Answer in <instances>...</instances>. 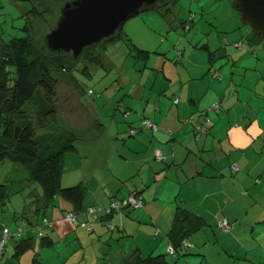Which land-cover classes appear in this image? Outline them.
I'll use <instances>...</instances> for the list:
<instances>
[{
    "label": "crops",
    "instance_id": "crops-1",
    "mask_svg": "<svg viewBox=\"0 0 264 264\" xmlns=\"http://www.w3.org/2000/svg\"><path fill=\"white\" fill-rule=\"evenodd\" d=\"M196 22L197 19L191 27ZM218 23L214 16L211 21L205 18V26H210L207 30L215 33L206 39L204 34H197L200 30H195L184 48L177 43L172 47L171 42L163 48L167 40L154 49L148 48L149 44L133 42L124 31L129 39H121V45L112 49L109 57L114 67L122 64V55L117 52L124 45L129 51L128 42L150 54L141 60L131 55L133 69L140 77L130 80L125 75L126 79L117 84L112 81L113 116L109 115L113 108L107 111L109 102L104 93L103 111L95 109L88 115L87 124L93 126L92 130H73L81 141L106 136L102 145L113 137L114 146L124 157L115 156L110 166L99 163L97 169L81 173L77 181L87 186L86 179H90L100 187L94 188L91 195L87 190V205L106 207L114 198L127 199L131 195L140 197L143 205L126 207L111 218L113 230L96 223L91 233L83 227L70 229L72 225L59 220L62 212L56 207L45 209L44 217L40 212L33 221L57 220L55 227L48 230L58 240L55 249L62 244L63 251L57 250L58 256L63 257L64 251L69 253L63 263L76 255V263L87 259L93 263L94 257L103 254L122 264L123 258L136 248L144 256L166 254L173 248L168 234L177 208L182 207L200 217L203 224L187 236L189 247L181 250L182 255L177 256L174 249L175 254L168 252L170 263L264 264V104L251 98L252 93L257 94L254 90L258 82L264 80L256 61L259 58L253 57L261 44L252 41L251 30H240L242 22L220 34L218 28L223 22ZM215 51L213 60L211 52ZM249 78L253 79L251 85L247 83ZM108 116L112 117L110 123L104 118ZM143 120L153 122L157 129L140 128ZM198 125L206 129L200 131ZM135 128L137 132L131 134ZM123 135L126 138L115 140ZM157 151L163 155L162 160L156 158ZM223 222L227 228L221 227ZM20 223L23 231L27 226L25 237L36 236L35 227L31 228L28 221L22 219ZM38 240H32L35 252ZM41 248L45 247L41 244ZM22 260L18 259L17 264L31 263V258L28 262Z\"/></svg>",
    "mask_w": 264,
    "mask_h": 264
},
{
    "label": "trees",
    "instance_id": "trees-1",
    "mask_svg": "<svg viewBox=\"0 0 264 264\" xmlns=\"http://www.w3.org/2000/svg\"><path fill=\"white\" fill-rule=\"evenodd\" d=\"M165 1L167 0H162V3L153 10L160 12L164 17H170L171 23L173 20L171 6L177 4L179 0H172L173 3L170 5H163ZM43 5L44 0H34L33 7L29 10L32 19L26 26L28 34L13 37L8 41L0 40V164L10 159L21 165L28 171L29 179L38 182L43 189V194L38 199V208L30 215L20 216L21 219L28 221L31 228L35 227L36 236L18 239L15 256L31 249L32 240L36 237L44 247L51 248L57 244L58 240L53 237L52 230H48L55 227L57 220L48 218L45 220L43 218V222L32 220L37 218L40 212L44 217L46 214L44 211L48 207L58 208L62 212V218L59 220L72 225L70 229L83 227L91 233L94 232L96 223L106 226L109 231L113 230L115 226L110 222L111 218L131 206L123 203L129 197L114 198L106 207L87 205V186L84 183L67 187L61 184L65 154L77 151V143L81 141V137L72 129L59 124L57 71L66 72L75 81L76 76L73 72L79 70L82 63L85 65L82 71L90 76L89 67L93 65L105 67L106 47L98 45L88 47L83 50L80 58L75 60L70 54L51 53L45 43L44 46L38 45L33 37L36 24L41 22L50 25L54 18L53 10L46 9ZM185 20H181L183 27L190 28L194 23L191 18ZM187 21L190 23L186 24ZM251 37L255 44L264 45L261 36L252 32ZM122 39L125 41L129 39L126 33ZM127 44L130 56L139 60L146 59L150 54L149 51L129 42ZM215 55L217 51L211 52V59ZM140 128H147L143 121ZM132 132L131 129L130 133ZM134 132H137V128ZM7 200L8 186L0 184V206L3 210ZM115 201H120L122 205L115 208L113 206ZM59 202L62 205H58ZM91 208L94 211H91ZM69 214L75 216L74 221L67 219ZM16 218L17 216H14V219ZM202 224L200 217L185 208H177L172 229L168 234L169 242L175 252H178L177 256L183 254L182 249L189 247L185 244L187 236ZM2 225L8 227L0 220V227ZM40 231L42 235H39ZM168 252L144 256L141 250L136 248L130 256L123 258L122 264H173L167 258ZM31 264H42V261L38 255H34Z\"/></svg>",
    "mask_w": 264,
    "mask_h": 264
},
{
    "label": "rangeland",
    "instance_id": "rangeland-1",
    "mask_svg": "<svg viewBox=\"0 0 264 264\" xmlns=\"http://www.w3.org/2000/svg\"><path fill=\"white\" fill-rule=\"evenodd\" d=\"M67 1L70 0H44L43 7L46 9H52L54 12V18H52L50 25L43 24L41 22L36 24L33 31V37L38 45L44 46L45 35L52 30L53 25H56L57 19L60 16L61 8ZM171 3H173L172 0H167L163 3V5H170ZM33 4L34 0H0V40L8 41L13 37L25 36L28 34L26 26L28 25L29 20L32 19V14L29 13V10L33 7ZM171 10L173 12L171 15L173 17L171 23H174V29H171V23L169 22L170 17H164L156 10H149L128 19L124 23V31L130 34L133 42H145L149 44L148 46L146 45L148 48L152 47L154 49L155 46H158L161 43L163 44L166 40L167 41L162 46L163 48L170 46V42L171 45L173 43H177L181 48L187 47L188 36L190 37L194 34L195 30H200L197 34L202 33L206 39H209L211 37V33H215V31L213 32L210 29L207 30L210 26L206 27L204 23L205 18L211 21L213 16L216 17L220 23L223 22L218 28V34L224 33L223 31H225L228 27H233V25H237L241 22V31L250 32L251 30L247 25H245L241 12L235 9L233 0H179L177 4L171 6ZM174 13L175 16H173ZM200 17H202L201 20H199ZM181 18H191L194 22L197 19V22L194 27H183L180 22ZM189 23V21L186 22V24ZM208 32H210L209 35L207 34ZM119 41L122 40L109 43L106 46L105 67H96L94 65L89 67L91 73L90 76L82 71L85 67L82 63L80 65V69L73 72L76 76L75 81L71 80L70 75L66 72L57 71V116L59 124L72 130L75 129L77 132L84 127H91L92 130L93 126L87 124L88 115H92L95 109L98 112L103 111V107H101V99L103 96L102 94L104 93H106V101L109 102L106 107L108 109L107 111H111L113 108L109 115H114L115 104L112 103L113 98L111 97V93L114 92L113 89H115V87L111 86L112 81L114 80V83L117 84L120 80L126 79V77H124L125 75H127L130 80L132 77H140L133 69L134 58L128 56L129 51L126 45L121 47L117 52L120 56L122 55V64L120 65L119 63V66L117 67H114L112 64L110 65V60H112V58L109 57V54L112 53V49L114 47H118L121 43ZM244 43L248 44L249 42L245 39ZM114 44L116 46H112ZM252 49H254V47H250V50ZM255 51L257 54H254L253 52V57L259 58L256 61L260 63V72L264 73V45H258L257 50ZM125 68L127 72L125 71ZM261 76L262 74H259L257 79L260 80ZM251 81H253V79L249 78L247 83L251 85L253 83ZM89 90H91V92H89ZM254 91H256L257 94L252 93L251 98H255L256 102L263 105L264 80H260L258 82ZM246 96H244V98ZM79 97L80 100H78ZM86 100L93 104L86 103ZM96 103H100V105L97 104L99 107ZM84 115L87 117L85 118ZM120 115L122 116L121 113L118 114V116ZM111 116L104 117L107 123H110V118H112ZM105 138L106 136L99 140L80 141L77 143L76 152H67L65 154L63 165L64 170L61 182L63 187L79 183L77 180H80V174L85 173L88 169H97L99 163H101L102 167L110 166V164H113L110 162L115 159V156L124 157V153L122 151H118L116 146H114L113 137H109L107 140L108 143L106 145H102ZM124 138H126V135H123V137L119 136V138H116L115 140L120 141ZM119 148L122 149L121 147ZM99 168V170L102 171V168ZM86 180L89 195H91V192L93 193V190L96 191V189L100 188L98 185L90 183V179ZM0 184H6L8 186V200L4 210L2 209V206H0V220L6 223L12 232L19 231L22 226L20 223L22 221L20 216L30 215L38 208V199L43 194V189L38 182L29 179L28 171L25 168L10 159H6L0 164ZM14 216H17V220H14ZM12 228L16 230L14 231ZM25 228L26 230H22L23 232H21L22 235L20 234L10 237L6 245V252L0 259V264H6L7 261H9L8 264H10L12 258L14 257V264H17L18 259H23L22 261L28 262L30 258L32 263L33 256L36 252L40 253L38 256L41 257L42 264H65L63 263V260L65 261L66 255H69V253L64 251L65 255H63V257H60L57 254L58 251H63L61 248L62 244L57 245L60 246L57 248V251L55 247H53L54 249H48L46 246L45 248H41L40 240H38L39 244L36 252L34 251V248H31V253L27 250L19 254V256H14V245L16 241L23 236L25 237L28 233L27 226ZM108 238L109 236H107L106 239ZM91 252L95 255L92 250ZM76 258L77 255L74 259L67 261L66 264H97V262H99L98 264H116L111 257L108 259L104 258L103 254L99 258L94 257L93 263H90L89 259L83 263H76Z\"/></svg>",
    "mask_w": 264,
    "mask_h": 264
},
{
    "label": "water",
    "instance_id": "water-1",
    "mask_svg": "<svg viewBox=\"0 0 264 264\" xmlns=\"http://www.w3.org/2000/svg\"><path fill=\"white\" fill-rule=\"evenodd\" d=\"M160 4L161 0L67 1L56 25L44 37L45 46L51 53L70 54L77 60L88 47H106L121 40L128 19ZM233 4L245 25L264 43V0H233Z\"/></svg>",
    "mask_w": 264,
    "mask_h": 264
},
{
    "label": "built area",
    "instance_id": "built-area-1",
    "mask_svg": "<svg viewBox=\"0 0 264 264\" xmlns=\"http://www.w3.org/2000/svg\"><path fill=\"white\" fill-rule=\"evenodd\" d=\"M175 101L177 102L178 99H175ZM143 123H144L147 127H149V128L157 129V126H156L153 122H151V121H149V120H143ZM197 128L200 129V131H203L204 129H206L205 127H202V126H200V125H198ZM133 132H134V131H133ZM156 158H157L158 160H162V159H163V155H162L159 151H157V152H156ZM123 203H124V205H131V206H133V207H139V206L143 205V201H142V199H141L140 197H137L136 195H131V196H129V198L127 199V201H125V202H123ZM121 205H122V203H121L120 201H115V202L113 203V206H114L115 208H118V207L121 206ZM91 211H94V209L91 208ZM67 219H68L69 221H74V220H75V216L72 215V214H69V215L67 216ZM227 226H228V225H227L226 222L221 223V227H223V228H227ZM110 228L113 229L112 225H110ZM90 229H91V227H90ZM21 232H22V228H20L19 231L12 232L11 229H9V228L6 227V226H3V225H2V226L0 227V259L2 258L3 254L5 253L6 245H7L8 241H9L10 237H11L12 235L21 234ZM39 235H42V232H41V231L39 232ZM185 244H186V245H189L188 242H185ZM168 251L174 254V250H173V248H169Z\"/></svg>",
    "mask_w": 264,
    "mask_h": 264
},
{
    "label": "flooded vegetation",
    "instance_id": "flooded-vegetation-1",
    "mask_svg": "<svg viewBox=\"0 0 264 264\" xmlns=\"http://www.w3.org/2000/svg\"><path fill=\"white\" fill-rule=\"evenodd\" d=\"M162 1V0H161ZM162 3V2H161Z\"/></svg>",
    "mask_w": 264,
    "mask_h": 264
}]
</instances>
